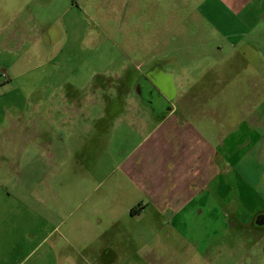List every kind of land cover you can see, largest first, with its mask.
Returning <instances> with one entry per match:
<instances>
[{"label": "crops", "instance_id": "obj_1", "mask_svg": "<svg viewBox=\"0 0 264 264\" xmlns=\"http://www.w3.org/2000/svg\"><path fill=\"white\" fill-rule=\"evenodd\" d=\"M201 1L202 13L211 24L206 28L214 31L217 39L191 46L195 58L190 62L176 60L171 48L162 51L156 60L146 59L138 64L137 89L124 93L123 106L116 108V103L99 106L105 103H101L99 92L94 91L96 83L79 88L67 77L57 79L55 72H61L66 61L52 56L44 58L41 45L51 33L52 22L46 12L49 1L0 0V61L6 62V70L13 72L19 66L54 67L46 72L48 84L42 91L45 95L39 96L50 100L45 111L49 126L52 114L63 116L60 141L56 143L49 137L40 143L51 157L43 172L47 191L55 188L54 178L59 175L62 179L69 168L76 176L80 172L100 171L99 147L104 141L98 136L92 140V145L95 143L99 149H95L94 157L85 152L82 130L78 133L69 130L75 120L89 122L102 117V124L100 121L96 130L98 134L100 127L109 130L107 151L112 161V168L102 181L118 173L102 196L75 221H0V264H132V258L143 259V255L139 249L115 248L117 223H131V233L133 225L139 224L136 234L144 238L147 229L142 221L157 223L168 213L167 221L174 224L187 210L200 214L206 209H222L227 201L228 159L236 158L235 165H243V147L251 145L253 160L259 157L264 161V125L260 116L256 126H252L251 139L246 142L240 118L245 108L255 115H264V0ZM36 5L40 8L38 13L34 10ZM246 64L252 66V100L247 104L243 95ZM228 66H234L233 78L239 82L233 90L225 86L224 72ZM216 72L214 79H209ZM90 78L86 81L90 82ZM128 81V78L124 80ZM227 99H232L233 105H228ZM39 109L35 108L38 113ZM44 125L45 131L48 124ZM228 129L230 133L226 132ZM68 132L73 141L63 138L62 134ZM89 158L95 159L96 164L90 166ZM73 161L76 169L73 164L68 166ZM256 177L252 185L261 188L264 174ZM102 181L94 190L99 189ZM64 187L61 183L60 188ZM235 222L239 226L243 224ZM246 224L263 227L264 215H256ZM206 241L211 248L215 239L210 235ZM258 241L259 238L254 245L261 244Z\"/></svg>", "mask_w": 264, "mask_h": 264}, {"label": "rangeland", "instance_id": "obj_2", "mask_svg": "<svg viewBox=\"0 0 264 264\" xmlns=\"http://www.w3.org/2000/svg\"><path fill=\"white\" fill-rule=\"evenodd\" d=\"M47 1L46 12H49L52 26L51 33L41 44L44 47L43 56L66 61L61 72L56 70L57 79L67 77L79 88L96 83L98 87L94 91L99 92L101 103H105H99V106L115 103L116 108L123 106L126 99L124 93L137 89L140 75V65L139 68L137 65L144 60H156L163 54L162 51L173 48L172 57L190 62L195 58L194 50L189 49L191 46L216 40L218 36L206 28L211 24L206 22L202 13L204 3L201 0ZM34 10L38 13V5ZM250 54L249 50V57ZM52 66H19L21 68L8 72L6 62L0 61V221H75L117 178L118 173L115 172L102 181L111 170L112 161L107 151V141L111 136L109 130L100 127L99 134L96 130L100 121L102 124L101 117L89 122L86 119L75 120L69 129L74 133L82 130L80 136L84 137V149L89 154H94L98 147L95 143L92 145L93 139L98 136L104 141L99 147L100 171L80 172L76 176L69 168L62 179L58 175L52 183L56 189L64 183V189L47 191V186H44L43 172L51 157L40 143L49 140V137L58 143L61 138L62 115L52 114L49 126V116L45 111L50 100L39 97L44 94L42 91L48 84L46 72L54 69ZM146 68L147 65H144L143 70ZM233 68L228 66L224 72L227 79L223 80L229 90L239 85L233 78ZM243 69V95L247 104L252 100V66L246 64ZM217 73L209 79H214ZM9 75L13 76V80ZM90 76L92 79L87 82ZM124 78L130 81L124 82ZM118 92L119 95L115 94ZM231 100L227 99L228 105H233ZM36 107L40 108L39 113ZM258 116L263 126V114L255 115L250 108H245L240 115L245 142L251 139L252 126H256ZM44 124H48L45 131ZM39 133L42 136H38ZM69 135V132L62 134L64 139L68 137L73 141L74 137ZM32 137L37 140H30ZM228 149H231L230 144ZM251 149V145L243 147V165L236 166L233 161L236 158L228 159L229 167L225 171L227 201L222 209H206L200 214L187 210L174 224L167 221L168 213L157 223L154 220L142 221V226L147 229L144 238L136 234L139 224L133 225L131 233V223L121 221L114 231L115 248L120 251L139 249L143 259L132 258V264H264V226L253 228L251 223L246 224L253 221L256 215H264V178L261 188L256 189L252 185L253 179H258L256 176L264 174V161L259 157L253 160ZM91 160L89 158V165H95V159ZM71 164L76 169V163L70 162L68 166ZM99 181H102L99 189L94 190ZM235 221L243 223L242 226L236 225ZM210 235L215 239L211 248L206 241ZM258 238L261 244L254 245ZM44 248L42 244L41 249Z\"/></svg>", "mask_w": 264, "mask_h": 264}]
</instances>
